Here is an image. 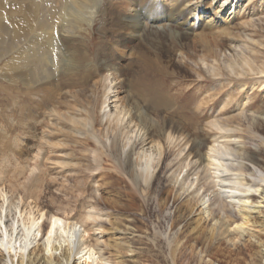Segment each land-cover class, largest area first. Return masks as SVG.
I'll return each mask as SVG.
<instances>
[{
    "label": "rangeland",
    "instance_id": "obj_1",
    "mask_svg": "<svg viewBox=\"0 0 264 264\" xmlns=\"http://www.w3.org/2000/svg\"><path fill=\"white\" fill-rule=\"evenodd\" d=\"M209 1L206 0L205 3ZM239 1L241 2L239 14L236 17L233 14L230 20H234L231 25L233 27L231 33L233 38H237V43H241L240 48L234 50L233 47L236 44L231 39L216 37L214 40L219 45L222 55H218L220 57H217L213 52L214 42L211 38L207 42H201L193 37L187 26L183 25L187 20L190 25L194 23L195 18L191 12H185L180 17L179 23L173 22L167 29H156L157 25L149 23L147 33H144L143 37L141 35V39L129 38L130 40H128V38H120V35L114 36L116 33H112V29L104 31L103 22L97 21L94 29L85 35V40L79 38L71 43L64 40L67 45L66 49L70 47V50L76 52L75 58L78 67L74 66L71 73L82 77L89 75L91 78L84 76L90 81L88 82L89 86L87 87V83L84 81L86 79H83L74 88H60L57 80H66L71 75L67 72L68 69H59L58 75L49 78V81H43L36 87L37 89L45 88L54 84L55 87L52 88V85V90L61 89L56 91L57 99L50 101L41 99L43 94L38 95L36 88L34 92L38 96L23 95L18 98L15 85L9 82V75L5 74L4 66L7 60H4L0 64V192H6L9 196L13 194L12 196L15 195L14 197L17 198L24 195L26 198L27 195L31 196L33 193L32 196L38 197L44 211H51L52 214H58L66 219L77 220L90 206H95L98 213L112 214L111 220L117 223L118 229L125 230L128 243L133 250V254H129L126 264H227L226 261L228 264H238L239 261L243 264L249 261L251 251L255 250V246L249 244L247 236L238 242L236 247L233 243L227 244L228 242L219 232L211 238V235H208L214 225L212 223L215 222L212 219L206 223V228H203V231H199L198 228L195 230L196 217L189 213L191 207L186 206L187 193L182 194L183 192H181L182 198L175 196L179 192V188L174 182L176 178L182 180L187 173L192 175L190 178H195V174L199 172V176L201 175L203 178L202 182L206 183L205 190L210 194L211 179H205L207 172L202 167L204 165L198 170H195L192 165L190 168L186 167L190 162H195L198 159L195 150L198 149V145L202 144L201 152L202 155H205L214 139L220 138L221 133L225 132L228 133L226 135L230 136L231 133L238 137V141L243 144L247 158L252 159L256 166L254 167L247 160H243V163L250 169L249 172L257 170L264 172V91L254 93L250 91L251 85L257 82L256 79H259L260 83L264 81V73H262L264 71V0ZM229 9L228 6L216 19V22L223 23L226 16H229ZM162 11L157 15H161ZM202 12L207 18L212 15L208 9H202ZM174 29L182 35L174 34ZM149 30L152 34L153 32H157V34L151 35L148 33ZM108 40L116 46L117 51L105 48ZM83 45L87 46L89 52L93 51L92 53L88 52L90 61L102 66L104 60L109 58L112 66L118 70V80L114 87L116 96L124 103L134 104L141 108L156 121L147 125L149 137L152 140H159L156 139L158 138V127H164L166 124L167 131H171L176 137H179L180 150L183 145L188 146H184V151L177 149L174 151L168 148L167 141H162L163 147L166 148V159L169 160H165V164H161L157 169L149 189L146 190L147 186L143 185L141 180L142 185L139 184V187L142 189V193L138 191V187L136 188L137 185H134L133 180L136 177L134 172L132 173L135 167L133 164L139 162L138 157L141 152H138L141 151V146L137 147L135 154L131 156V162L127 161L126 166H122L124 169L122 170L118 159L122 158L125 161L126 157L118 153L124 149L120 140L118 148L116 147L117 150H115L116 148L110 150L107 148L109 143L106 138H103V148L94 143L93 136L91 139H83L74 135L65 118L56 119L50 116V111L53 109L65 115L67 112L66 102L71 101L70 104L74 102V99H64V103L59 104V101L62 100L59 98L66 95V92L67 95L69 92H79L78 95L82 96L81 100L84 102H86L84 99L86 97L83 95L92 88L98 90L100 98L102 96L103 83L98 81L100 80V77H97L98 71L88 69L87 63H84L86 48ZM93 46H98V48L102 46L101 49L105 48L102 51L106 50V52L99 51L100 53H98L102 56H96L98 48H93ZM122 51H127L129 54H122ZM180 52H183L184 55L180 56ZM226 55L227 58L233 56V60H236L237 63H241L244 56V59L250 58L251 61L253 60L252 70L244 68L245 70L242 72L237 70L238 73H231L228 69L222 68L220 77L211 72L210 66L208 68L203 64V60H206L209 65H213L216 58L222 57L223 59V56ZM97 57L100 58L99 61ZM59 59L61 61V55ZM67 59H72V55L68 54ZM259 80L256 84L259 83ZM21 85L24 88L25 85L23 83ZM202 92L207 96H198ZM208 94H213V99H208ZM229 97H233V99H228ZM76 106L79 107L77 103ZM93 106L95 105L93 104ZM239 108L245 110L246 117H241ZM134 115L136 117V114ZM215 123L223 124V128L225 127L224 129L229 131H218L217 128L212 127ZM95 127L99 130L98 126ZM76 129L80 132L84 130L78 125ZM181 132L185 133L184 136L188 133L186 136L189 137L191 143L180 137L183 135ZM102 134H105L104 131ZM109 135L111 136L110 141H113V135L111 133ZM150 141L148 142L150 143ZM149 147L151 144L146 146V148ZM181 152L184 154L181 155ZM178 153L180 156L177 155ZM188 153L189 156L192 153L196 156L192 154L189 157ZM177 163L184 165L181 166ZM185 165L186 167H184ZM255 168L258 169L255 170ZM171 171L176 173L172 172V174ZM35 180L38 181L34 184ZM170 182H173L174 185ZM189 191L192 190L189 189ZM25 198V208L23 209L34 208V204L31 205L33 199L28 197L26 200ZM26 202L30 204L27 205ZM193 202L196 203V201ZM181 203H183L182 207ZM213 212L216 219L220 218L217 207L213 208ZM227 212L231 214L232 210L227 208ZM49 220L50 218L46 222L49 223ZM104 220H100L97 226L103 225L104 229L111 231L112 226L107 219ZM177 230L179 231L177 232ZM109 231L107 234L110 237L113 233ZM177 234L179 235L177 236ZM174 235L177 236V239ZM108 236L104 238V241L109 238ZM215 237L216 239H214ZM224 241L227 242L226 245ZM101 246L104 249L105 257L110 258V251L104 245ZM213 246L218 249L222 247L223 250L220 249L221 252L219 250L216 253V248ZM222 253H225L226 257ZM0 264H2L1 261Z\"/></svg>",
    "mask_w": 264,
    "mask_h": 264
},
{
    "label": "bare ground",
    "instance_id": "obj_2",
    "mask_svg": "<svg viewBox=\"0 0 264 264\" xmlns=\"http://www.w3.org/2000/svg\"><path fill=\"white\" fill-rule=\"evenodd\" d=\"M205 1L206 0H0V64L4 60H7L4 71L6 75H9V82L15 85L18 98L23 95L36 97L43 94L41 99H49L50 101L51 99H57L56 91H60L61 89L52 90V88L55 87L54 84H52L53 87L52 85H49L50 87L38 89L36 87L38 84L43 83V81H49V78L58 75L59 69H68L67 72L71 75L66 80H57V84L60 88H74L80 84L83 79H86L84 81H86L87 87L89 86L88 82L90 81L84 77H89V75H84L82 77L71 73L73 72L72 69L74 66L75 68L78 67V62L75 58L76 52L70 50V47L66 49L67 45L65 41H70L71 43L79 40V38L85 40V35L89 34L94 29V25L97 21L103 22L105 27L104 31L105 29H112V33H116L114 36L120 35V38H128V40L141 39V35L143 37V35L147 33V25H149V23L157 25L158 27H155L156 29H167L173 22L179 23L180 17L185 12H191L195 19L193 24L190 25L187 20L183 25L187 26L188 31L193 37L197 38V40H201V42H207L208 39L211 38L214 42L213 52L217 57L222 55L219 51V45L215 43L214 39L216 37L228 38L235 41L236 45L234 44L235 46L233 49L239 50V45L241 43H237V38H233L232 36L231 31L233 29L231 28L233 27H231V25L234 20H230V18L233 14H235V17L239 14L241 2L239 0H210L205 3ZM228 6L230 7L229 16H226L223 23L216 22V19L219 18ZM202 9L211 11V17H204L205 14H203ZM160 11H162L161 15H157ZM163 15L166 16L161 17ZM148 33L151 35L157 34V32H153L152 34L150 30ZM174 34H178L179 36L182 35L177 32L176 29H174ZM106 43L105 48H110V50L115 51L118 50L110 41ZM101 47L98 48V46H93V48H98L96 56L100 55L99 51L106 52V50L102 51V49L105 48L101 49ZM85 48L84 63H87L88 69L98 71L99 74L97 77H100L98 81L103 83L101 98L96 88L90 89L87 94L83 95L86 97L84 98L86 102L81 100L82 96L78 95L79 92H69V95H67L66 92V95L59 98L62 99L59 101V104L64 103V99H74V102H72V104H70L71 101L66 102L67 112L65 115L53 109L50 111V116L56 119L65 118L70 124V131L74 135L82 137L83 139H91V136H93L94 143L98 146L103 147V138H106V141L109 143L107 148L113 150L116 147L118 148V141L120 140L124 149L118 153L126 157L125 161H123L122 158L118 159V163L122 170H124L123 167L126 166L127 161L128 163L131 162V156L135 154L138 149L137 147L141 146V151L138 152H141L138 157L139 162L134 163L132 161L134 163L133 166H135L132 173L134 172L136 177V179L133 180L135 183L134 185H137L136 188L138 187V191L142 193V189L139 187L141 180L143 185L147 186L146 190L149 189L157 169L161 164H165V160H169L166 159V148L163 147L162 141H167L168 144L166 145H168V148L174 151L175 149L184 151L185 145L182 144L183 146L180 150L179 144L181 141L178 143L179 137H176L173 132L167 131L166 124L164 127L158 125V138L156 139L159 140H152L151 137H149L147 125L148 123L152 124L156 121L150 118L147 112L143 111L141 108L134 104L124 103L116 96L114 87L118 80V70L112 66L109 58L106 60L102 58L104 60V63L102 61V66L96 65L94 61L88 59L89 49L87 46ZM92 52L90 51L89 53ZM121 53L125 55L129 54L127 51H122ZM68 54L72 55V59H67ZM60 55L61 61L59 59ZM183 55V52H180V56ZM244 57L241 59V63H237L236 60H233V56L227 58L226 55L223 56V59L222 57L220 59L216 58L213 65H209L206 60H203V64L208 68L210 66L211 72L214 73L215 76L221 77L222 74L220 72H222V68L228 69L231 73H236L237 70L240 72L245 69L252 70L253 60L251 61L248 57L247 60V58L244 59ZM99 59L100 58L97 57L98 61ZM262 73H264V71ZM63 75L61 76L63 77ZM258 80L259 79H256L255 81L258 82ZM22 83L25 85L24 88L21 85ZM256 83L251 85L250 91L252 93L264 91V81L260 83L259 80V83ZM35 88L38 91V95L34 92L36 91ZM202 93L198 94V96H207L204 92ZM208 95V99H213V94ZM97 99L99 100L97 101ZM228 99H233V97H229ZM76 103L79 107H75ZM87 104L88 106H86ZM93 104L95 106H93ZM239 111L242 118L246 117L244 109L239 108ZM134 114H136V117H134ZM34 122L36 123V121ZM77 125L84 129L83 132L76 129ZM222 125L215 123L212 127L217 128L218 131H229L224 129L225 127L223 128ZM95 126H98L99 130L98 128L96 129ZM103 131L105 136L102 134ZM110 133L113 135V141H110ZM184 134L180 137L186 140V142H189V137L186 136L188 133L185 136ZM221 134L220 138L214 137L216 139H214L213 144L209 146L205 155H202L201 152L202 144L198 145V149H195L198 159L196 161L194 160L195 162H190L187 167V164L184 166L190 168L192 165L195 170L203 167L205 172H207L205 179H211L209 184V186L212 185L210 194H208L209 191L205 190L206 183L204 184L202 182L203 178H201V175L199 176V172H197L195 178H190L192 175L187 173L182 180L180 179L181 182H179L180 180L178 178L175 179L174 182L178 185L180 192H177L175 196L182 198V194L187 193L186 206L189 205L191 207L189 213L196 217L197 225L195 230L198 228L199 231H203V228H206V223L212 219V221H215L212 223V225H214H211L212 227L210 230L208 228L210 233L208 236L211 235V238L219 232L224 240L228 242H226L227 244L233 243L236 247L238 242L247 236L249 244H254L255 250L253 251L252 249L250 259L246 262L249 264H264V172L255 168L257 171L250 173V169L243 163V160H247L252 165H254V163L252 159L249 160L247 158L246 149L243 144L238 141L239 138L233 136L231 133L230 136L226 135L228 134L226 132ZM148 141H150V143ZM189 143H191V141ZM149 144H151V147L146 148ZM185 147L188 146L186 145ZM117 148L115 150H117ZM179 154L180 153L177 155ZM183 154L184 152H181V155ZM192 154H190V156H192ZM183 165L184 164H181V166ZM254 167L256 166L254 165ZM172 172L173 171H171V173ZM176 172L174 171L173 173ZM178 176L180 177V175ZM171 177L173 179V176ZM37 181L38 180H35L34 184ZM170 183L173 184V182ZM189 189L192 191L190 192ZM171 191L173 192V190ZM202 191L203 194L201 195ZM181 192L183 193L181 194ZM12 195L9 196L6 192H0V261L2 264H126L129 254H133V250H131L128 243L127 234L124 232L125 230L123 231L118 229L119 227H116L117 223L115 221L113 222L110 218L112 214L106 213L105 215V213L101 214L102 212L98 213L96 208H94L95 206H90L85 210L83 216H80L77 220L72 218L66 219V217L62 218V216L58 214H52L53 212L51 211H44L43 208H41V202H39L38 197L32 196L33 193H31V196L27 195L26 198L24 197L25 195L22 196V194L21 198ZM23 197L26 200L28 197L32 198L33 202H30H32L31 205L34 204V208L30 207L31 209L27 210L26 207V209H23L25 208ZM193 201H196L197 204ZM163 202L162 204H164ZM26 204L28 205L30 203L26 202ZM182 204L183 203H181V207ZM214 207L218 208V214L220 215L218 219L214 216ZM227 208L232 210L231 214H228ZM167 209L169 208L167 207ZM48 216H50L49 223L46 222L49 219L47 218ZM104 219H107L108 223L112 226L111 231L104 229L103 225L101 226L99 224L101 227L97 226L100 220ZM108 231L113 233L110 237L107 234ZM178 231L179 230H177V232ZM178 235L179 234H177V236ZM196 235L198 236V234ZM106 236L109 238L104 241ZM211 238L210 240L212 242ZM214 239H216V237ZM101 245H104L108 251H110L111 257L108 256L110 258L105 257L104 249L101 248ZM217 247H219V245H217ZM213 248L216 247L213 246ZM220 249H222V247ZM220 249L216 248L215 252L217 253ZM222 254L224 255L225 253ZM213 258L210 259L212 260ZM226 263L228 264L227 261ZM241 263L242 262L239 261L238 264Z\"/></svg>",
    "mask_w": 264,
    "mask_h": 264
}]
</instances>
